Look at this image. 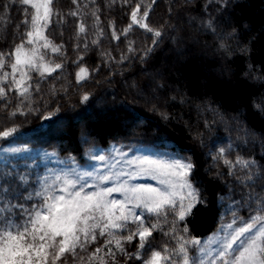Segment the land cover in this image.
Segmentation results:
<instances>
[{"label": "trees", "instance_id": "16d2710c", "mask_svg": "<svg viewBox=\"0 0 264 264\" xmlns=\"http://www.w3.org/2000/svg\"><path fill=\"white\" fill-rule=\"evenodd\" d=\"M137 5V19L148 11L144 23L159 30V38L132 22ZM51 8L43 36L59 51L44 48L39 38L24 47L29 56L38 49L28 58L37 65L62 67L41 75L21 65L30 77L21 96L8 54L27 40L31 27L24 21L34 10L0 0V76L10 75L0 83L6 93L0 133H10L0 135V145L30 147L0 160V224L25 225L44 204L49 156L43 149L83 163L94 146L110 143L170 150L191 162L189 179L203 203L184 220L170 211L166 217L147 212L144 226L159 227L143 249L138 237L123 239L136 229L129 221L112 230L123 251L98 229L95 240L56 264H145L164 249L181 264V237L196 239L222 221L264 214V0H52ZM81 68L88 75L78 80ZM185 247L188 257L197 255V245Z\"/></svg>", "mask_w": 264, "mask_h": 264}, {"label": "snow or ice", "instance_id": "6c2138e0", "mask_svg": "<svg viewBox=\"0 0 264 264\" xmlns=\"http://www.w3.org/2000/svg\"><path fill=\"white\" fill-rule=\"evenodd\" d=\"M21 4L30 5L34 10L30 17L25 19V24H30L31 30L27 32V40L18 45L13 53L8 54L14 58L11 63V79L14 86L19 90V94L24 96L29 91L30 85L26 83L30 77L28 73L23 70L21 65L28 69L39 71L41 75L44 73L51 74L60 69L61 64L57 63L54 66L47 64L37 65L32 59H22V55L27 56L24 44H33L36 38L43 39L44 48L52 47L51 42L43 36L44 29L47 28L48 23L51 22L53 11L51 8L52 0H19ZM75 2V0H74ZM127 3L128 0H125ZM155 3V0H152ZM27 11V9H26ZM139 13V5L131 13V19L134 24H138L141 28L152 32L154 37L159 38L161 32L152 29L149 25L144 23L147 19L148 11L143 13L140 19H137ZM76 15V13H73ZM124 29L122 34H127L131 29ZM85 27L83 24L79 26V32L83 33ZM113 36H116V30L113 26ZM156 40H153V44ZM33 53L38 49H32ZM52 51L58 52V47H52ZM4 54L0 53V68L4 67ZM43 57H41V60ZM20 74V78L16 79V74ZM88 72L86 68H81L77 74L78 80H83L87 77ZM10 78L8 73L0 76V83L7 82ZM6 95L4 87H0V96ZM87 99V97H85ZM9 132L5 131L0 135L7 137ZM223 154V149H221ZM104 159L103 156L100 157ZM225 163L235 167L231 161ZM237 165H242L247 168L249 161L237 160ZM157 167L165 169L163 175L175 178L161 179L160 183L172 189L171 192L161 191L157 188H140L134 189L136 192L148 193L147 197H140L139 203L136 207H143L147 212L155 213L157 216H167L168 212L174 213L179 220H184L186 216L192 214V209L197 204H202L203 200L200 198L198 191L193 187L189 180V176L194 169V164L191 162H174L170 164L158 165ZM76 184L73 181L66 183L65 187L60 189L63 194L57 195L55 190H44L41 195L44 197V204L38 210H35L29 215L27 224L14 225L4 222L0 224V264H48L51 258L52 264H56L65 253L75 254L77 248H83L85 242L96 239L95 229H101L100 235L107 233L111 239L108 244H115V247L123 251L121 239L116 237L113 229L127 228V222L132 220L136 224L135 231L123 237L124 240L132 241L134 237L139 238L140 249H143L149 242V237L152 236L159 225L144 226L142 219L143 213L137 215L135 212L126 209V204L121 202L117 204L116 201L104 202L103 197L110 195L112 191H119L120 189H109L108 192L95 193L93 195L82 194L81 190L73 191ZM181 190L182 194L177 197V191ZM183 190H186L184 192ZM154 194V195H153ZM119 209V215L116 210ZM264 216H256L251 223L240 227L235 231L224 249V255L221 256L222 264H264ZM260 224L258 231L253 233V230ZM175 229L173 228V231ZM185 232L188 229H183ZM251 235L247 239H242L245 234ZM183 241L176 254L182 256L183 264H189V257L187 255L186 244L199 245L200 241L191 239ZM239 242V249L233 246ZM101 249L97 248L93 256H97ZM164 255L160 251H155L150 258L145 261V264H162V262L175 261L168 250L164 249ZM139 255V253H137ZM230 257V259H228ZM102 260V258H101Z\"/></svg>", "mask_w": 264, "mask_h": 264}, {"label": "rangeland", "instance_id": "374dc122", "mask_svg": "<svg viewBox=\"0 0 264 264\" xmlns=\"http://www.w3.org/2000/svg\"><path fill=\"white\" fill-rule=\"evenodd\" d=\"M33 55L31 53L30 56L23 55L21 58L28 59ZM28 148H30L29 145L22 143L0 145V160L10 153L20 152ZM43 150L47 151V156H49V168L43 182V191L46 189L55 190L57 195L63 194L60 189L64 188L69 181L76 184L73 191L81 190L82 194L87 195L106 193L109 189H120L103 197V201L109 203L116 201L117 204L125 203V211L131 210L137 215L143 213L144 222L147 211L142 206L136 207V205L139 203L140 197H147L149 194L133 190L151 187L171 192L172 189L161 184L160 180H175V178L164 176L165 169L157 166L174 162H188L173 155L170 150H157L144 145L124 147L118 143H110L107 146H94L88 154V160L83 163L74 160L72 157L59 156L53 150ZM101 156L104 157L103 160L100 159ZM183 191L186 192V190ZM181 194L182 191L178 190L177 197ZM116 214L119 215V209L116 210ZM256 216H264V214L253 215L246 219L233 217L222 221L219 227L210 234L196 238L200 244L197 245V255L189 257V264H222L221 256L224 255L225 246L230 238L235 231L246 226L247 223H251ZM260 226L258 224L253 233L258 231ZM98 229H95V233ZM249 235L251 233L245 234L242 239H247ZM233 247L239 249V242Z\"/></svg>", "mask_w": 264, "mask_h": 264}]
</instances>
